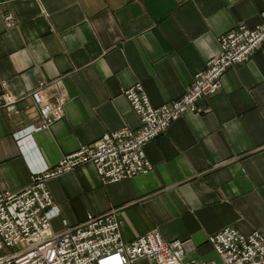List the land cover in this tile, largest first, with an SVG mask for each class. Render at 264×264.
Instances as JSON below:
<instances>
[{"label":"crops","instance_id":"0c3cea01","mask_svg":"<svg viewBox=\"0 0 264 264\" xmlns=\"http://www.w3.org/2000/svg\"><path fill=\"white\" fill-rule=\"evenodd\" d=\"M263 12L264 0H0V102L5 91L20 99L0 110V189L20 193L36 170L138 130L125 90L142 84L153 107L172 104L220 54V37ZM41 83L48 101L66 96L64 119L22 149L14 135L40 125ZM198 108L145 147L149 174L104 185L89 164L50 180L53 231L116 211L126 242L157 230L206 263L221 262L209 243L221 231L264 234V45Z\"/></svg>","mask_w":264,"mask_h":264},{"label":"built area","instance_id":"2783aa9c","mask_svg":"<svg viewBox=\"0 0 264 264\" xmlns=\"http://www.w3.org/2000/svg\"><path fill=\"white\" fill-rule=\"evenodd\" d=\"M220 54L195 75L192 86L177 101L160 108L152 106L142 84L124 91L132 110L138 115V130L122 129L105 134L97 143L82 146L61 159L55 167L36 170L31 185L20 193L0 189V264H264V234H242L227 228L209 238L220 263L186 261L180 241L167 242L154 230L126 242L116 211L90 217L84 224L55 233L52 221L60 212L47 188L50 180L93 165L104 185H111L149 174L154 167L145 147L165 134L187 113H198V102L221 90L224 74L250 61L264 45V12L261 22L251 29L240 25L220 37ZM31 94L41 114L39 126L14 135L23 149L25 141L62 121L67 98L60 93L52 103L43 96L45 84ZM0 110L20 102L8 91L2 95ZM65 226L67 224L65 223Z\"/></svg>","mask_w":264,"mask_h":264}]
</instances>
